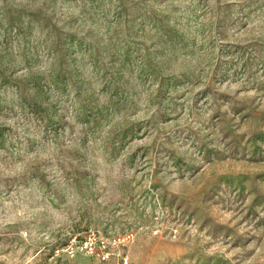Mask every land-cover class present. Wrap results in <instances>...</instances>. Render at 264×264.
Returning <instances> with one entry per match:
<instances>
[{"label":"rangeland","instance_id":"1","mask_svg":"<svg viewBox=\"0 0 264 264\" xmlns=\"http://www.w3.org/2000/svg\"><path fill=\"white\" fill-rule=\"evenodd\" d=\"M0 264H264V0H0Z\"/></svg>","mask_w":264,"mask_h":264},{"label":"built area","instance_id":"2","mask_svg":"<svg viewBox=\"0 0 264 264\" xmlns=\"http://www.w3.org/2000/svg\"><path fill=\"white\" fill-rule=\"evenodd\" d=\"M83 249H86L90 251L91 253L95 252V245L93 243V238L89 236L88 238L85 239L83 242V245H81Z\"/></svg>","mask_w":264,"mask_h":264}]
</instances>
